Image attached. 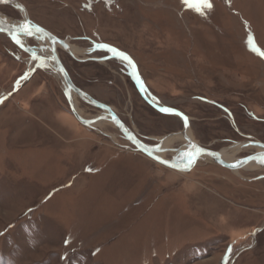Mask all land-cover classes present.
<instances>
[{"label":"rangeland","instance_id":"374dc122","mask_svg":"<svg viewBox=\"0 0 264 264\" xmlns=\"http://www.w3.org/2000/svg\"><path fill=\"white\" fill-rule=\"evenodd\" d=\"M19 6L87 51L58 48L77 88L146 145L176 139L162 158L188 145L185 122L129 82L131 61L200 147L245 144L235 160L264 148V0H1L0 17L23 21ZM42 64L0 33V264H264V167L165 168L112 122L81 125ZM73 98L86 120L107 114Z\"/></svg>","mask_w":264,"mask_h":264},{"label":"water","instance_id":"95a60500","mask_svg":"<svg viewBox=\"0 0 264 264\" xmlns=\"http://www.w3.org/2000/svg\"><path fill=\"white\" fill-rule=\"evenodd\" d=\"M22 13L25 14L24 20L21 22H6L0 17V33L7 35L13 43H15L21 50L25 51L26 53L30 54L33 58L35 59H40L39 58V53L44 52V51H50L51 52V65L52 69L60 75L61 79L63 80L64 83V88L66 95L68 99L70 100L71 104V110L72 113L75 117V119L83 126L88 127V128H94V125L98 121H108L112 122L114 126L120 131L123 136L129 141V143L135 148L136 152L141 153L145 157L149 158L150 160L154 161L155 163L168 168L170 170L178 171L180 173H188L190 172L196 165L197 161L199 160L200 156H205L210 158V161L216 165H219L221 167H224L230 171H240L245 168L250 162L252 161H259V162H264V152L261 153H256L252 156H249L244 159H240L236 163H226L222 160L220 152H214L209 149L200 147L197 145L195 142L192 143V148L190 151L182 153L181 150H178L177 155L171 159V160H166L162 157H158L156 155V152L154 151V148L146 145L143 143L140 139H138L136 136H134L124 125V123L121 121V119L115 114V112L108 106L99 103L95 99H93L90 95L82 91L81 89L77 88L76 85L72 82V79L65 69L64 65L60 61V58L57 53V48L56 46H62L64 48L66 47V42L56 38L54 35L46 31L45 29L36 26L31 23L29 18L26 15L25 9L22 6H19V8ZM31 34H38L42 36L44 39L42 42L45 43V40H48L50 45L49 46H40L36 48H32L28 45L26 41H24V37L26 35H31ZM118 56L120 57H127L125 54L119 53ZM127 60L131 61L130 59ZM132 65L134 66L135 69V74H136V80H137V86L142 93V95L145 97V99L148 101V103L158 112L160 113H172L175 115H178L183 119L185 122V118L187 122H185V128L184 131L182 132V136L190 142V138L188 137V118L183 115L182 113L178 111H172V112H164L162 107L157 106L156 104L152 103L151 101L148 100L146 95L144 94L142 87H141V82H140V76L137 67L134 65V62H132ZM49 63H46L48 65ZM49 66V65H48ZM72 94L77 96L78 98L82 99L83 101L94 105L103 111H105L107 114L102 115L100 118H97L95 120H86L84 119L78 110L75 108L74 104L72 103ZM264 147V146H263ZM264 149V148H263ZM180 155H183V160L178 161V157ZM189 160V161H188ZM188 162V163H187Z\"/></svg>","mask_w":264,"mask_h":264},{"label":"bare ground","instance_id":"6f19581e","mask_svg":"<svg viewBox=\"0 0 264 264\" xmlns=\"http://www.w3.org/2000/svg\"><path fill=\"white\" fill-rule=\"evenodd\" d=\"M1 1V0H0ZM6 2V1H5ZM23 16H25V14L23 13ZM24 41H26L27 42V40L24 38ZM45 46H48V45H45ZM66 50L70 53V54H72L76 59H78V57H77V55L79 56V55H83V54H85V53H87V51H82V50H80V49H78V48H76V47H74V46H72V45H70L69 43H66ZM56 48H57V53H58V48H59V45L58 46H56ZM64 48V47H63ZM39 58L40 59H37V60H39V61H41V63H49L48 65L49 66H51V68H52V65H51V52L50 51H44L43 53L42 52H40L39 54ZM58 77L59 78H61L60 77V75L58 74ZM144 94H146V93H144ZM72 96L74 97V95L72 94ZM72 97V99H73V104H74V106H75V108L78 110V105H77V103H76V100H75V98H73ZM78 99V98H77ZM79 112V111H78ZM81 114V113H80ZM103 123H102V121H98L97 123H96V125H94V128L97 126H101ZM183 137V136H182ZM188 137L190 138V142L188 143V145H186V147L185 148H183L182 150H181V152L182 153H184V152H187V151H190V149L192 148V143H194V141L192 140V138H191V136H190V133H188ZM175 138H167V139H165V140H163V143L159 146V147H157V148H154V151L156 152V155L158 156V157H161L162 156V154L164 153V152H166L167 150H169V148L172 146V144L175 142ZM245 144H237L236 146H234L233 148H231L230 150H228V151H225V152H220V154H221V158H222V160L224 161V162H226V163H236V162H238L239 160H235L234 159V157L236 156V154H238L240 151H242L244 148H245ZM261 152H264V149L262 148H260V150H259V153H261ZM181 160H183V155H180L179 157H178V161H181ZM199 160H209L210 161V158H208V157H205V156H200V158H199ZM198 160V161H199ZM189 161V160H188ZM197 161V162H198ZM188 163V162H187ZM257 166L260 168L261 166L262 167H264V162H259V161H252V162H250L247 166H245V168L244 169H254V168H257ZM236 171V170H235Z\"/></svg>","mask_w":264,"mask_h":264},{"label":"flooded vegetation","instance_id":"af4514ba","mask_svg":"<svg viewBox=\"0 0 264 264\" xmlns=\"http://www.w3.org/2000/svg\"><path fill=\"white\" fill-rule=\"evenodd\" d=\"M33 48H36V47H33ZM113 51V50H112ZM115 52V51H114ZM115 54H117V56H118V54H119V52H116ZM128 54V53H127ZM29 56L31 57V58H33L30 54H29ZM110 57H115V55L114 54H112ZM107 58H109V57H107ZM110 59V58H109ZM42 65H44V66H46L45 64H42ZM128 80H129V82L130 83H137V80H134V78L132 79V78H128ZM141 81V83H142V79L140 80ZM137 88V91L138 92H140V90H139V88H138V86L136 87ZM140 94L142 95V93L140 92ZM100 109V108H99ZM102 110V109H101Z\"/></svg>","mask_w":264,"mask_h":264},{"label":"snow or ice","instance_id":"6c2138e0","mask_svg":"<svg viewBox=\"0 0 264 264\" xmlns=\"http://www.w3.org/2000/svg\"><path fill=\"white\" fill-rule=\"evenodd\" d=\"M124 59H127V57H124ZM164 112H172L173 110L170 108H164L162 109ZM185 122H187L186 118H185Z\"/></svg>","mask_w":264,"mask_h":264}]
</instances>
